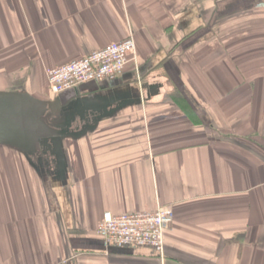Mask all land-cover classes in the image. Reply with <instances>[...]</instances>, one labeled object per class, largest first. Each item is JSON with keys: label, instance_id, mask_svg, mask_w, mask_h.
<instances>
[{"label": "crops", "instance_id": "crops-1", "mask_svg": "<svg viewBox=\"0 0 264 264\" xmlns=\"http://www.w3.org/2000/svg\"><path fill=\"white\" fill-rule=\"evenodd\" d=\"M129 36L122 75L49 91ZM0 91L69 131L64 170L0 147V264H264V0H0ZM159 206L163 253L97 234Z\"/></svg>", "mask_w": 264, "mask_h": 264}, {"label": "built area", "instance_id": "built-area-1", "mask_svg": "<svg viewBox=\"0 0 264 264\" xmlns=\"http://www.w3.org/2000/svg\"><path fill=\"white\" fill-rule=\"evenodd\" d=\"M135 38L113 42L101 50L46 72L49 91L59 95L88 82L113 80L122 75L136 54ZM174 222L171 208L159 206L151 212L106 213L97 226V234L107 244L151 248L163 253L165 233Z\"/></svg>", "mask_w": 264, "mask_h": 264}, {"label": "water", "instance_id": "water-1", "mask_svg": "<svg viewBox=\"0 0 264 264\" xmlns=\"http://www.w3.org/2000/svg\"><path fill=\"white\" fill-rule=\"evenodd\" d=\"M47 106L27 93L0 91V147L34 155L47 145L57 162L63 163L62 141L69 131L46 123Z\"/></svg>", "mask_w": 264, "mask_h": 264}, {"label": "flooded vegetation", "instance_id": "flooded-vegetation-1", "mask_svg": "<svg viewBox=\"0 0 264 264\" xmlns=\"http://www.w3.org/2000/svg\"><path fill=\"white\" fill-rule=\"evenodd\" d=\"M46 118V117H45ZM50 147H48L47 145L41 147L39 154L41 155H46V154H50L52 151L51 149H49Z\"/></svg>", "mask_w": 264, "mask_h": 264}, {"label": "rangeland", "instance_id": "rangeland-1", "mask_svg": "<svg viewBox=\"0 0 264 264\" xmlns=\"http://www.w3.org/2000/svg\"><path fill=\"white\" fill-rule=\"evenodd\" d=\"M51 156H53V155H51ZM58 165V167L61 169V170H64L65 168H66V164L63 162V163H61V164H57Z\"/></svg>", "mask_w": 264, "mask_h": 264}]
</instances>
